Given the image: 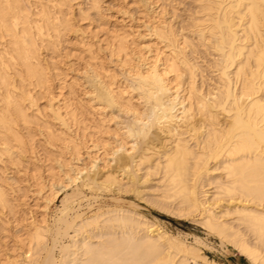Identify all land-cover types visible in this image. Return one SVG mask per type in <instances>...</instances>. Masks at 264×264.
<instances>
[{"label": "bare ground", "instance_id": "obj_1", "mask_svg": "<svg viewBox=\"0 0 264 264\" xmlns=\"http://www.w3.org/2000/svg\"><path fill=\"white\" fill-rule=\"evenodd\" d=\"M71 2L0 0V264H196L198 258L216 264L180 235L128 209L83 216L66 192L53 227L45 223L47 207L61 193L56 185L90 191L124 184L114 173L100 180L80 175L73 164L71 174L68 157L78 159L83 148L89 156L90 147L116 154L120 144L108 148L107 133L125 150L141 139L147 145L152 128L163 130L173 118L184 126H167L169 145L143 148L133 165L155 176L154 205L178 217L200 215L199 223L221 243L251 264H264V0H195L190 35L152 25L153 60L126 30L103 28L102 50L122 77L103 60L100 44L95 50L76 35L85 34L79 21L92 24L89 10L99 28L107 23L98 0H89L87 11H75ZM78 36L82 46L70 48ZM200 47L213 56L210 72L216 73L205 89L194 60ZM72 49L95 75L91 90L67 78L62 61ZM59 96L62 103H55ZM114 109L125 113L123 127L111 126ZM30 200L42 206L40 220L30 214Z\"/></svg>", "mask_w": 264, "mask_h": 264}, {"label": "rangeland", "instance_id": "obj_2", "mask_svg": "<svg viewBox=\"0 0 264 264\" xmlns=\"http://www.w3.org/2000/svg\"><path fill=\"white\" fill-rule=\"evenodd\" d=\"M98 2L100 6V15L102 17V20L106 21L107 23L104 24L105 26L102 25V28H99L100 26L98 27L97 25L99 22L98 17L95 16L94 10H89L91 16H93L94 18L92 19V24L88 19L79 21V23L82 24V27L85 30V34L78 31L76 32V35L80 36V34H82L81 36H85L86 38H84V41L93 43L92 48L95 50H98L97 45L100 44L101 50H99V53L102 56L103 60L107 62L111 66L113 71L118 73L117 75L120 77H122L120 68L116 66L115 63L113 64V62L110 64L109 54H107L106 50H102V48L104 49L105 47L106 41L104 42L100 40H105L107 37L105 29L109 27L110 30L112 28H122L126 30L129 33V37L136 40V42H139L140 46L144 48V51L146 52L145 55L151 58L154 56L153 42L155 40V36L152 34L153 26L159 25L166 28H172V31H175V33L178 35H180L179 33L190 35V33H187L188 31H186V26L190 23L189 16L195 11L194 7L196 3L195 0H98ZM71 3L74 5L75 11L78 7H81L82 10L87 11L90 5L89 0H72ZM93 32H96L97 37L88 38L87 36L92 35ZM74 35L75 33L71 34L72 37ZM79 36L77 39L71 38L72 40H70L71 43L73 42L75 45H67L70 46V48L74 46L81 47L82 43H79L78 41L80 39ZM148 49H151V51L148 52ZM198 51V56H196L197 58L194 60H196V62L198 63L197 67H201L198 68V71L200 70L202 72V74L204 75H202L204 79L201 78L199 75V77L197 78V82L201 83V79L203 81V88L205 89L209 86V84L212 85L215 83L214 81H216V73L210 72L211 65H209L211 64L210 61L212 60L213 56L211 55V57L205 52H203V48L201 47L198 48ZM73 53L74 50L72 49V51H70V55L67 56L68 58L65 57L62 61L64 62L63 66L68 74L67 78L75 79L78 84H82V87L87 90L93 89L92 86L95 85L91 83L95 84V75L91 72V69L84 67L83 61L79 60L78 58H75L74 55L72 56ZM134 58L135 61L138 62L136 55L134 56ZM150 60H153V58H151ZM144 67H148L147 64ZM200 71L198 72L199 74H201ZM206 72L209 74H207ZM65 89L63 90L64 95L67 94V89ZM58 91L59 90L56 89V92ZM171 93L172 97L176 95L175 88L171 89ZM178 93V100H180L183 92L179 90ZM61 98L62 97L59 96V98H57L58 100L55 99V103L57 101L58 103H62ZM133 101H136V99H133ZM40 102L44 103L45 99H42ZM139 102L141 101L139 100ZM112 113L113 118L110 123L111 126L115 125L116 127V125L118 124L120 125L119 127H123L124 122L126 120L125 113L123 111H118L117 109H114ZM173 119L171 120L172 123L169 122V125L175 124L174 127H176L179 123L178 125H180V128L182 129L184 126L182 120L180 118H175L174 120ZM165 125L166 128H163V130L152 128L149 134V138L146 142L147 145L145 144L144 139H141L137 142V144H135L134 142H132L134 143L132 144L130 142L128 145H126L127 148L133 147L134 149L125 150V147L121 146L119 138L117 139L118 136L116 137V135H113L112 133H107L105 135L108 138V142L110 144L112 143L111 145H109V143L107 142L108 148H110V146L120 144L118 145L119 148L117 147L116 151L118 152H116V154H114L115 152L113 150L112 152L111 149H109V153L107 155L103 154V149H100L99 147L98 149L95 147H90L89 152H91V154H88L89 156H87L86 154L88 150L83 148L78 159L71 160L70 157H68L67 160H70H68L70 162L68 168L71 167V174L75 173L73 169H76L77 167L79 169H82L80 175H89L97 178L98 180H100V178L104 177L108 173H114L119 178H123L124 184L120 187L116 186L109 190L90 191L88 190V188L81 187L80 184H78V186L70 185V187L68 186V188H66L65 190H62L61 185L59 187H57L58 185H56L55 190L58 192L61 190V193L58 198L54 199L53 202L46 209V225L50 228L53 227V222L56 218L55 216H57L58 214V208L61 207L60 199H62L63 195H65L66 193L73 194V198L76 199H74V207L75 209H78L77 211L83 214V216H89L100 208L103 210L107 207H122L124 209L130 210L131 212L133 211L134 213L145 216L149 221H151L152 223L154 222V224H157V226L161 227L169 235H180L181 239L185 240L187 243H191L193 246L198 248L200 250L199 252L202 254V256H205V260L208 263L214 262L216 264H251L232 246L227 245L225 243H221L218 236L209 232L205 227H203L198 221L200 215L178 217L175 214L170 213L154 205L153 201L155 200L154 195L156 193L154 189L155 185L157 184L155 176L149 175L148 177H145L144 169L139 170V172H136L135 166L133 165H135V161H137L143 148H150L149 152H151V150L160 151V149H164L163 146L169 145V142L171 140V137L167 132L169 130V128L167 129V126L169 125L168 123H166ZM108 134L112 135L109 137ZM112 140L115 143H113ZM88 145L92 146L93 143L88 142ZM92 151L95 154H93ZM95 151H98V156ZM129 155H131V157H128ZM92 156H95V158ZM70 164L74 165L73 169ZM210 165H213V163L211 162ZM123 170H125V173L123 172ZM126 170L130 172L128 173L130 175L127 174ZM7 173H10V169H8ZM213 174H217V172ZM18 175H21V172ZM131 176L135 178V183H133L134 181L132 180ZM65 179L67 180V177ZM23 184H25V182ZM35 188L37 187H33L31 189ZM45 190H47V187L45 188ZM34 195H38L37 192H35ZM41 201L42 200H39L38 203L41 204ZM29 202L31 203L30 209L32 210L30 214L34 215L37 220H40L42 218L40 214L43 211L41 209L42 206L37 207L33 205L35 201L32 200H30ZM195 236L201 239L199 243L194 242ZM4 240L6 239H3V241ZM62 241L67 243L69 242V238H63ZM9 249L10 250H7V253L11 256V248ZM55 251L54 252L57 255L58 249L55 248ZM18 257H16L15 259L20 260V258H23V255H21L19 258ZM201 260V258H198L196 264H201ZM17 264H20V262L18 261Z\"/></svg>", "mask_w": 264, "mask_h": 264}]
</instances>
